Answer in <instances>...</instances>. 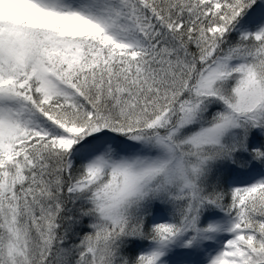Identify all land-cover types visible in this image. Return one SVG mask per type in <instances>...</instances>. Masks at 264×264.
Here are the masks:
<instances>
[{
  "label": "snow or ice",
  "instance_id": "snow-or-ice-1",
  "mask_svg": "<svg viewBox=\"0 0 264 264\" xmlns=\"http://www.w3.org/2000/svg\"><path fill=\"white\" fill-rule=\"evenodd\" d=\"M0 264H264V0H0Z\"/></svg>",
  "mask_w": 264,
  "mask_h": 264
}]
</instances>
